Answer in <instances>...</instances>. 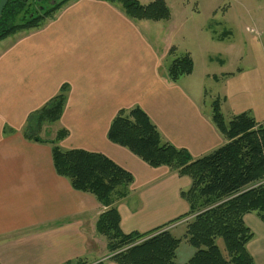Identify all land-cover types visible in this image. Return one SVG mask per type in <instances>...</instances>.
Returning a JSON list of instances; mask_svg holds the SVG:
<instances>
[{
    "label": "crops",
    "instance_id": "0c3cea01",
    "mask_svg": "<svg viewBox=\"0 0 264 264\" xmlns=\"http://www.w3.org/2000/svg\"><path fill=\"white\" fill-rule=\"evenodd\" d=\"M218 8L210 7L208 14L215 15ZM226 12L223 28L211 30L207 23L211 32L205 37L222 48L223 56L217 59L223 79L220 111L228 103L226 120L247 112L264 125V79L255 76L260 73L255 70L259 59L252 42L234 37L244 22L236 20V14L243 18L244 13ZM255 17L253 23L264 25V11ZM160 21L130 18L119 4L106 0H67L39 27L0 40V264H65L78 259L117 264L108 256L102 259L106 240L96 231L98 216L106 208L56 173L50 143L23 134L28 116L63 86L61 116L55 125L44 124L39 136L51 140L63 128L68 134L59 142L61 149L101 153L132 174V183L114 202L123 233L176 223L170 232L183 236L189 205L180 191L189 188L190 178L167 166L151 167L107 138L116 113L139 106L165 141L187 149L193 158L226 142L212 121L213 100L206 103L203 86L169 78L166 61L178 48L167 35L159 37ZM193 73L194 68L184 76ZM230 95L239 100L229 101ZM254 95L256 101L249 100L253 105L243 107L240 96ZM243 221L253 233L247 250L255 264H264V222L254 212L246 213ZM185 243L182 239L176 250L178 264L195 251L182 247ZM216 244L224 255L222 239Z\"/></svg>",
    "mask_w": 264,
    "mask_h": 264
},
{
    "label": "trees",
    "instance_id": "16d2710c",
    "mask_svg": "<svg viewBox=\"0 0 264 264\" xmlns=\"http://www.w3.org/2000/svg\"><path fill=\"white\" fill-rule=\"evenodd\" d=\"M67 0L53 2L40 12L31 11L35 0H8L0 18V40L22 30L39 27ZM121 6L136 20H167L170 11L164 0L146 4L139 0H106ZM33 10V9H32ZM169 54H174L170 48ZM189 54L173 56L167 73L175 81L192 73ZM66 87L26 120L24 136L51 144L53 166L78 191L92 194L106 209L98 216L96 231L105 237L108 259L117 264H178L176 250L182 239L194 248L183 264H255L247 250L253 237L243 216L254 212L264 222V125L247 112L225 120L219 100L212 102L211 118L226 142L212 152L193 158L185 148L165 141L148 115L139 107L119 110L110 122L107 138L127 148L151 167L167 166L179 176L190 178V186L180 191L189 205L182 238L165 226L149 232L123 233L120 216L114 206L133 181L132 174L105 155L83 149H66L59 142L68 134L59 129L51 140H43L38 131L44 123L58 121L65 104ZM222 239L227 259L216 240ZM84 259L65 264H103Z\"/></svg>",
    "mask_w": 264,
    "mask_h": 264
},
{
    "label": "rangeland",
    "instance_id": "374dc122",
    "mask_svg": "<svg viewBox=\"0 0 264 264\" xmlns=\"http://www.w3.org/2000/svg\"><path fill=\"white\" fill-rule=\"evenodd\" d=\"M59 0H35L30 8L31 11L40 12L43 8L46 9L53 2ZM141 3L146 4L152 0H139ZM170 11V17L168 20H162L159 22V37H164L167 35V38L172 41L178 48L175 56L187 53L192 57L194 63V73L191 76H182L180 77V83L186 86H197L199 83L206 90L205 100L206 103H211L212 100H219V103L222 101L223 94L219 92V88L222 83V75L220 74L221 70H218V61L217 59L221 58L219 52L222 48L220 45L215 44L214 42H206L205 37L209 38L211 31L207 30V23L211 26V30H216L219 32V29H222L224 26L223 22V13L231 15L233 11L243 12L244 17L239 13L236 14V20L242 19V31L237 30L234 33V37L239 38L243 37L245 41L252 42L254 48L255 58H258V67L256 69L260 70L259 75H255L258 78L264 79V25L262 23H253V20L256 19L260 11H264V0H164ZM215 5H220V8L217 9L215 15L211 16L208 14L210 7ZM256 21V20H255ZM217 22V23H216ZM241 23V22H240ZM239 23V25H240ZM148 24H154L152 21H148ZM247 27V28H245ZM154 29H152L153 32ZM170 32L168 33V31ZM208 32H207V31ZM167 32V34H165ZM153 35V34H152ZM226 41V40H224ZM223 44V43H220ZM221 47H223L221 45ZM230 51V50H229ZM232 55V54H230ZM211 58V60H210ZM171 59L166 61V66ZM162 70V69H161ZM205 73H209L208 77H205ZM261 74V75H260ZM215 76L216 79L213 78ZM255 77V78H256ZM253 85H256L253 83ZM255 88V87H253ZM242 105L250 106L249 100L253 99L256 101L257 97H242ZM237 101L239 98H234L231 95L229 96V101ZM228 104V103H227ZM222 106L221 113L223 114L225 120L228 118V105ZM232 104V103H231ZM209 108V105H207ZM56 122V121H55ZM53 123H44L51 126ZM43 124V125H44ZM38 131V134L41 133L42 127ZM51 129V128H49ZM185 223V222H184ZM176 225V223H175ZM167 227V226H166ZM164 227V229L166 228ZM185 229V224L183 226ZM171 228H169V231ZM185 232V231H184ZM173 236L177 237L178 234L175 231L171 233ZM183 237V236H182ZM181 237V238H182ZM105 238V237H104ZM180 238V237H179ZM106 240V239H105ZM107 242V241H106ZM188 247L192 250V247L185 243L182 245ZM225 247V246H224ZM102 246H99L98 252H102ZM106 256H103L102 259H106L108 256V251L105 253ZM227 259L226 250L223 255Z\"/></svg>",
    "mask_w": 264,
    "mask_h": 264
},
{
    "label": "water",
    "instance_id": "95a60500",
    "mask_svg": "<svg viewBox=\"0 0 264 264\" xmlns=\"http://www.w3.org/2000/svg\"><path fill=\"white\" fill-rule=\"evenodd\" d=\"M7 1L8 0H0V18H1L2 12H3V9H4L5 5L7 4Z\"/></svg>",
    "mask_w": 264,
    "mask_h": 264
},
{
    "label": "built area",
    "instance_id": "2783aa9c",
    "mask_svg": "<svg viewBox=\"0 0 264 264\" xmlns=\"http://www.w3.org/2000/svg\"><path fill=\"white\" fill-rule=\"evenodd\" d=\"M183 221H185V220H183ZM180 222H182V221H180ZM174 225H175V223H173V224L167 226L165 229H169V228L173 227Z\"/></svg>",
    "mask_w": 264,
    "mask_h": 264
},
{
    "label": "flooded vegetation",
    "instance_id": "af4514ba",
    "mask_svg": "<svg viewBox=\"0 0 264 264\" xmlns=\"http://www.w3.org/2000/svg\"><path fill=\"white\" fill-rule=\"evenodd\" d=\"M49 1H51V0H49ZM8 2V1H7Z\"/></svg>",
    "mask_w": 264,
    "mask_h": 264
}]
</instances>
